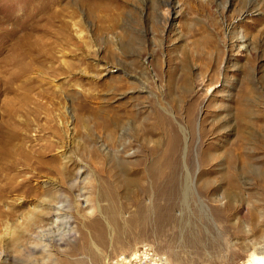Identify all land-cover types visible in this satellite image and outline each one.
<instances>
[{
	"label": "rangeland",
	"instance_id": "obj_1",
	"mask_svg": "<svg viewBox=\"0 0 264 264\" xmlns=\"http://www.w3.org/2000/svg\"><path fill=\"white\" fill-rule=\"evenodd\" d=\"M45 2L0 6V264L264 248V0Z\"/></svg>",
	"mask_w": 264,
	"mask_h": 264
},
{
	"label": "built area",
	"instance_id": "obj_2",
	"mask_svg": "<svg viewBox=\"0 0 264 264\" xmlns=\"http://www.w3.org/2000/svg\"><path fill=\"white\" fill-rule=\"evenodd\" d=\"M110 264H170L169 260L150 245H141L133 252L114 257Z\"/></svg>",
	"mask_w": 264,
	"mask_h": 264
},
{
	"label": "bare ground",
	"instance_id": "obj_3",
	"mask_svg": "<svg viewBox=\"0 0 264 264\" xmlns=\"http://www.w3.org/2000/svg\"><path fill=\"white\" fill-rule=\"evenodd\" d=\"M4 1L7 0H2V2L0 1V6H2L4 4ZM46 0H25L26 5L28 7H30L32 10H39V12L41 10H45L46 8ZM14 2V1H13ZM25 5V6H26ZM49 7V6H48ZM14 8V7H13ZM29 8V9H30ZM2 9V8H1ZM37 10L34 11L37 12ZM14 14V13H13ZM46 14V13H45ZM35 15V14H34ZM40 15V14H39ZM42 15V13H41ZM10 16V15H9ZM15 16V15H14ZM12 17V16H11ZM174 142V141H173ZM176 144V142H175ZM173 145V144H172ZM173 153V152H172ZM241 264H264V248L263 246L261 247H255L253 248V250L251 251V253L249 254V256L247 257L246 261L241 263Z\"/></svg>",
	"mask_w": 264,
	"mask_h": 264
}]
</instances>
